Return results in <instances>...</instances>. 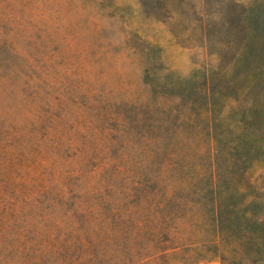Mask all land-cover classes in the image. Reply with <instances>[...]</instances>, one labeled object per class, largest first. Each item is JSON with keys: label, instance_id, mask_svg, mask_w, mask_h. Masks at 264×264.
I'll return each instance as SVG.
<instances>
[{"label": "rangeland", "instance_id": "obj_1", "mask_svg": "<svg viewBox=\"0 0 264 264\" xmlns=\"http://www.w3.org/2000/svg\"><path fill=\"white\" fill-rule=\"evenodd\" d=\"M0 264H264V0H0Z\"/></svg>", "mask_w": 264, "mask_h": 264}]
</instances>
